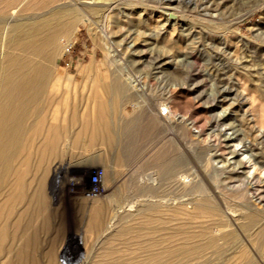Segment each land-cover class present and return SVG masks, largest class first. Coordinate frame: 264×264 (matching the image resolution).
<instances>
[{
	"label": "rangeland",
	"instance_id": "obj_1",
	"mask_svg": "<svg viewBox=\"0 0 264 264\" xmlns=\"http://www.w3.org/2000/svg\"><path fill=\"white\" fill-rule=\"evenodd\" d=\"M2 10L3 26L73 20L52 63L70 82L48 110L53 124L65 113L67 135L43 184L33 173L29 191L44 208L32 209L15 248L48 220L33 252L40 264H264V0H51L37 12ZM94 92L112 111L161 113L149 115L144 159L118 165L106 195L88 200L76 180L100 168L95 149L78 142L87 120L95 127ZM201 229L234 238L218 239L216 252L149 262Z\"/></svg>",
	"mask_w": 264,
	"mask_h": 264
},
{
	"label": "bare ground",
	"instance_id": "obj_2",
	"mask_svg": "<svg viewBox=\"0 0 264 264\" xmlns=\"http://www.w3.org/2000/svg\"><path fill=\"white\" fill-rule=\"evenodd\" d=\"M50 2L51 0H0V13L3 8H8L10 13L14 14L23 11L37 12ZM75 12L74 10V14ZM62 13L65 12L56 11L52 16ZM17 22L3 26V17L0 19V264H40L33 252L41 244L40 232L45 226L48 227V220L32 233L25 235L20 246L16 245L19 247L15 248V244L20 241V232L32 224V209L38 211L44 208V204L38 201L39 198L35 199L36 195L29 191L35 180L33 173H36L37 169V180L43 184L46 164L52 156L58 154L57 144L63 138L61 135L64 132L61 131L65 129V123H68L63 111V116L60 114L62 118L57 120L60 122L53 124L54 121L48 118V110L50 111L52 106L50 98L58 92L60 84L63 83L66 87L70 82V78L65 77L52 63L53 58L57 56V37L60 33H68L73 20L57 22L56 19H47L38 24L32 21ZM60 40L64 42L63 38ZM69 45L68 41L62 45L60 56L66 50L68 52ZM53 117L52 119H55ZM65 132L63 136L67 135ZM20 207L22 210L19 212L17 209ZM94 213L99 212L94 209ZM96 214L94 215L98 217ZM218 228H221L220 225ZM207 230L209 232V228ZM208 232L201 229L193 233V237L188 235L192 238L190 245V239L177 245L178 247L167 245L161 254H152L148 260L153 262L162 255L177 256L183 252L196 255L205 250L216 252L218 239L234 238L233 232H220L218 236ZM243 255L247 257L246 252H243ZM144 261L146 264V260Z\"/></svg>",
	"mask_w": 264,
	"mask_h": 264
},
{
	"label": "crops",
	"instance_id": "obj_3",
	"mask_svg": "<svg viewBox=\"0 0 264 264\" xmlns=\"http://www.w3.org/2000/svg\"><path fill=\"white\" fill-rule=\"evenodd\" d=\"M91 98V108L96 111L95 127L91 130V121L85 120L87 122L85 134L83 135L81 131L79 143L83 145L82 138L85 136L84 144L86 145L83 146L87 150L95 149V157L92 162L104 170L106 186L109 188L116 180L114 170L118 165L129 161L139 162L144 159L146 139L149 141L151 137V117L149 115L161 112L151 111L145 105H132L131 109H127L128 105H126L124 108L112 111L109 102L100 101L95 92ZM76 120L75 112L69 117V123H74ZM86 160L90 161L91 159Z\"/></svg>",
	"mask_w": 264,
	"mask_h": 264
},
{
	"label": "built area",
	"instance_id": "obj_4",
	"mask_svg": "<svg viewBox=\"0 0 264 264\" xmlns=\"http://www.w3.org/2000/svg\"><path fill=\"white\" fill-rule=\"evenodd\" d=\"M76 184L81 185L83 198L88 200L100 199L106 195L108 190L105 182V173L101 168L93 171L87 179V183L83 184L81 179H77Z\"/></svg>",
	"mask_w": 264,
	"mask_h": 264
}]
</instances>
